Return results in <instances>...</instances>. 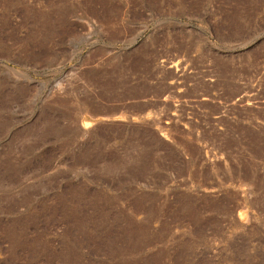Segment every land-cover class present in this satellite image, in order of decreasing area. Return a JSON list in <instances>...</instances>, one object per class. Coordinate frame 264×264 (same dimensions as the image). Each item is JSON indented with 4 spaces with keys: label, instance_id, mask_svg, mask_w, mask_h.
<instances>
[{
    "label": "rangeland",
    "instance_id": "374dc122",
    "mask_svg": "<svg viewBox=\"0 0 264 264\" xmlns=\"http://www.w3.org/2000/svg\"><path fill=\"white\" fill-rule=\"evenodd\" d=\"M0 264H264V0H0Z\"/></svg>",
    "mask_w": 264,
    "mask_h": 264
}]
</instances>
